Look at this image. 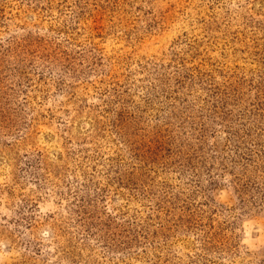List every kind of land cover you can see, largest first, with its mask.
I'll return each mask as SVG.
<instances>
[{"label": "rangeland", "instance_id": "374dc122", "mask_svg": "<svg viewBox=\"0 0 264 264\" xmlns=\"http://www.w3.org/2000/svg\"><path fill=\"white\" fill-rule=\"evenodd\" d=\"M0 264H264V0H0Z\"/></svg>", "mask_w": 264, "mask_h": 264}]
</instances>
